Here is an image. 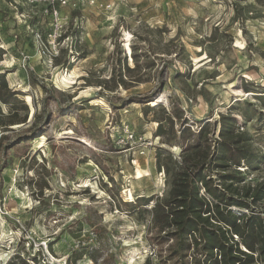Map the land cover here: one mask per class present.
I'll return each mask as SVG.
<instances>
[{
    "label": "rangeland",
    "instance_id": "374dc122",
    "mask_svg": "<svg viewBox=\"0 0 264 264\" xmlns=\"http://www.w3.org/2000/svg\"><path fill=\"white\" fill-rule=\"evenodd\" d=\"M66 2L0 0V264H176L154 208L192 134L264 183V0Z\"/></svg>",
    "mask_w": 264,
    "mask_h": 264
},
{
    "label": "trees",
    "instance_id": "16d2710c",
    "mask_svg": "<svg viewBox=\"0 0 264 264\" xmlns=\"http://www.w3.org/2000/svg\"><path fill=\"white\" fill-rule=\"evenodd\" d=\"M5 90V76L0 74V102L8 106L16 94ZM159 131L164 136L163 127ZM223 132L222 137L232 135ZM191 137V149L199 152L183 158L167 199L154 208L157 236L171 241L170 260L176 264H264V212L260 210L264 183L255 186L251 195L233 194L226 181L241 179L236 177L240 173L229 171L230 166L240 167L247 160L246 152L237 147L240 143L212 145L205 126ZM188 256L192 263L186 262Z\"/></svg>",
    "mask_w": 264,
    "mask_h": 264
},
{
    "label": "built area",
    "instance_id": "2783aa9c",
    "mask_svg": "<svg viewBox=\"0 0 264 264\" xmlns=\"http://www.w3.org/2000/svg\"><path fill=\"white\" fill-rule=\"evenodd\" d=\"M29 3H40V4H44V3H48L50 5H57V6H64L66 5V0H28ZM57 14V13H56ZM55 49H56V46H55ZM0 213L3 215V216H8L7 212H3V208H2V199L0 197Z\"/></svg>",
    "mask_w": 264,
    "mask_h": 264
},
{
    "label": "bare ground",
    "instance_id": "6f19581e",
    "mask_svg": "<svg viewBox=\"0 0 264 264\" xmlns=\"http://www.w3.org/2000/svg\"><path fill=\"white\" fill-rule=\"evenodd\" d=\"M152 106H157V102H153L152 103Z\"/></svg>",
    "mask_w": 264,
    "mask_h": 264
}]
</instances>
